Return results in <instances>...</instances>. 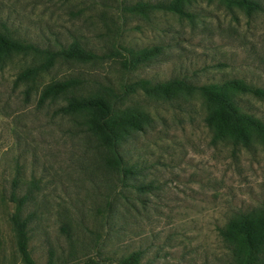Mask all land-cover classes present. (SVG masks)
<instances>
[{
	"label": "rangeland",
	"instance_id": "rangeland-1",
	"mask_svg": "<svg viewBox=\"0 0 264 264\" xmlns=\"http://www.w3.org/2000/svg\"><path fill=\"white\" fill-rule=\"evenodd\" d=\"M169 0H0V30L41 49L78 42L108 58L82 65L60 60L35 82L17 83L38 63L15 56L0 67V264H25L11 218L27 219L36 264H230L219 233L236 213L264 208V148L214 141L199 94L124 100L152 124L130 135L122 154L138 175L121 176L102 163L103 150L64 100L39 103L43 88L68 77L122 91L124 82L173 80L203 86L243 80L264 89V0L247 14L220 0H194L192 17L162 11L149 18L123 7ZM162 51L131 71L121 51ZM28 89L30 92L28 93ZM241 107L264 122V101ZM149 190H140L146 188ZM17 200L25 197L19 210ZM110 203L111 208H109Z\"/></svg>",
	"mask_w": 264,
	"mask_h": 264
},
{
	"label": "trees",
	"instance_id": "trees-1",
	"mask_svg": "<svg viewBox=\"0 0 264 264\" xmlns=\"http://www.w3.org/2000/svg\"><path fill=\"white\" fill-rule=\"evenodd\" d=\"M194 0H169L154 4L138 2L124 6V10L134 15L149 18L156 12L162 11L179 18L192 17L186 9ZM228 7L243 9L247 14L261 11L257 0H220ZM113 57L122 56L123 67L131 71L140 63L148 62L161 53L159 46L139 51H121L115 47ZM33 55L38 63L23 70L16 82H35L47 73L60 60L82 65L103 63L108 58L95 51L88 50L78 42L63 46L60 50L41 49L33 43H26L13 38L7 31L0 30V67L8 63L15 56ZM139 91L149 98L169 99L180 95L199 94L206 106L205 121L213 130L214 141L231 139L235 143L248 145L257 142L264 148V122L257 116L245 112L240 100L242 97L252 96L258 101H264V89L258 88L243 80L216 82L203 86H195L181 80L158 82L154 85L148 80L134 83L124 82L122 91L117 92L111 86L98 83L88 87V81L80 77H68L46 85L39 96V103L64 100L66 105L61 110L69 115L81 119L87 132L95 137L103 150L102 163L113 172L121 176V184L128 186L138 172L135 166L128 164L122 154L123 142L132 134L143 131L152 124V118L144 111L125 106L123 103L130 95ZM28 93L30 90L28 89ZM140 190H149L139 188ZM12 200L18 202L19 210L26 204L25 197ZM111 208L110 203H108ZM28 220L22 219L20 213L11 218L15 231L17 247L21 259L25 264H36L30 255ZM220 236L229 251L230 264H264V208L244 213H236L226 225L219 227ZM138 253L128 255L120 264H137ZM48 264H55L52 259ZM85 264H100L93 257Z\"/></svg>",
	"mask_w": 264,
	"mask_h": 264
}]
</instances>
